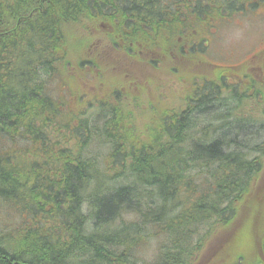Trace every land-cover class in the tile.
<instances>
[{"label":"trees","instance_id":"1","mask_svg":"<svg viewBox=\"0 0 264 264\" xmlns=\"http://www.w3.org/2000/svg\"><path fill=\"white\" fill-rule=\"evenodd\" d=\"M209 8V0H0V264H136L131 251L149 225L166 242L148 264H181L195 253L188 245L195 225L213 215L231 225L264 157V141L250 142L262 124L206 117L219 95L202 97L199 109L190 96L136 148L135 128L117 133L123 117L110 113L106 136L122 140L108 139L105 165L118 170L110 178L96 165L99 153L87 150L100 133L66 106L74 95L66 98L60 85L71 66L67 33L85 22L98 24L93 39L167 55L187 20ZM176 18H185L181 27ZM68 78L76 93L80 76ZM251 151L260 156L249 158Z\"/></svg>","mask_w":264,"mask_h":264},{"label":"rangeland","instance_id":"2","mask_svg":"<svg viewBox=\"0 0 264 264\" xmlns=\"http://www.w3.org/2000/svg\"><path fill=\"white\" fill-rule=\"evenodd\" d=\"M226 1L227 0H224L223 4L226 5ZM209 3L212 4V0H209ZM187 21L191 22L192 20L188 19ZM92 23L93 22L91 21H87L82 24L81 28L75 29L71 34L69 32L67 33L66 45L69 46L68 52L69 58L71 60V66L68 67V71L66 73L67 76H63L62 74L60 75L63 77V81L60 85H63L62 87L64 89V95L66 98L71 97V93L74 95L73 101L67 102L68 105L66 104V106H68L72 112L78 111L77 115L82 114V116L87 117L90 123L91 131H98V133H100V135L96 134L89 136L90 143L87 150L93 151L95 154L99 153L96 159V165L98 164V167L107 173L110 178L115 177L118 173V170L113 169L114 171H109V166L106 167L105 165L106 156L112 148V143L108 139H115L119 142H122V140L119 138L106 136L107 121L110 118L109 115L112 111V108H118L119 112L121 110V112H124V114L126 113L125 118H120V120L116 123V132L128 137L132 131L130 128H135L132 132L135 134V137L133 141L128 140V142L132 141L135 147L139 148L154 136V130H162V124L168 120V116L179 113L180 107L183 109L186 106L187 102L183 105V101L188 99V96L192 95L190 92L192 91L193 84L197 85L201 82L200 77H195L194 73L198 75L199 72H202L205 75L204 77L209 78V80L212 78L213 80L220 83L222 87L232 83V87H236L235 93L239 94L240 90L242 89L240 85H237L239 78L232 74L241 72L242 70H240V65L243 63L248 64V66H252L257 64V60H262V63L264 62L261 56L259 57L258 54H255L256 48H264V18L244 16L240 12H235L234 15L229 18V21H224V23L220 22L215 25L216 27L212 28L210 33L213 34V41L204 51L205 53L203 55L198 54V58H192L190 57V54L184 56L183 61L185 69L183 70L181 66L179 67L180 73L184 75V80L182 82V87H184V90L182 89L180 91V94L184 93L183 98H177L178 80H176V78L178 77V70L172 69L176 66H168L166 67V70L163 71L158 69L154 70L146 64L151 60H154L155 62L160 61L159 55L157 53H153L151 55V53L146 52L136 55V63L134 66H130L128 56H124L121 53L120 62L122 64V70L120 72H112V75H115V78H117L118 75L120 76L119 79L115 80L117 93H113L115 96L114 98L110 93L105 92L104 97L106 98V101L105 99L99 97L100 91L94 92L92 94L90 91L86 90L85 86L83 85V82L87 84L89 83L88 79L92 78V76L88 75L89 73H95V75H97L98 72L100 75H106L108 73L106 71L107 69L99 65V60L97 56L93 54L94 52H89L88 54L85 53L86 39L88 42H91L94 35L99 34L97 31L98 24L96 26ZM202 26L203 21H197L195 29L197 31H201ZM237 29L242 32V37L238 40L233 39L230 41L229 34L232 33L233 30ZM100 39L105 40L103 37ZM105 56L111 57L109 50ZM83 57L97 63L98 65L97 67H90L87 75L85 76L81 75L84 73V71L80 74V70H78V67H76L80 64L79 61L83 59ZM200 58L206 60L207 63L200 64L199 72H195L192 63L200 62ZM193 59L194 62H192ZM175 61H177L176 57H174L169 63H173ZM257 74V70H253L249 77L253 76L254 79L257 80ZM77 75H79L81 79H77L79 82V89L76 93H74L72 91L74 85H68V77L76 78ZM201 76L203 77V75ZM193 77L195 78V81ZM147 79L162 82L164 84L163 92L164 94H168V98L164 104V107H162L160 104L158 109L153 106L155 107L153 108V112L152 107L149 106L147 100H145L147 98L138 97L137 99H133L130 97H124V95H130L133 93V91L130 89V86L134 85L135 83H145ZM55 81L56 83H60L61 80L60 78L58 80L56 77ZM191 82L193 83L191 84ZM105 84L111 87L113 83ZM170 85H172V87ZM168 86L171 88L170 91L167 89ZM171 90H173V92ZM221 93L222 94L218 96V100L215 102L216 109L214 111L216 115L225 117L224 110L226 109L228 102L225 88L222 89ZM261 95V104L251 103L249 98H245L243 102L246 103V105L241 102H233L231 105L233 113H236V110L241 111L247 107H249L250 112H256L257 108L261 107L254 116L251 113L244 115V120L252 121V124L255 125V127H259L262 124V129H259V135L250 141L252 147H256L259 145V143H263L264 141L263 91H261ZM205 110L210 109L206 108ZM150 113L151 116H149ZM211 115L212 114H208L206 117ZM200 117V121H202V118L205 116L200 115ZM216 120L218 122L215 120L209 122V124L212 122V125L209 127V131L211 128H214L219 124L220 119ZM198 126L200 128V125ZM146 127L148 130H146ZM192 138L195 139L196 137L194 136ZM261 146L263 147L264 144ZM232 148H234V146H232ZM175 149L180 151V148ZM182 155L187 154L185 151H183ZM256 156H260V152L254 151L248 155L249 158ZM262 160L264 161V157ZM197 170V168H190L188 172L190 174H194ZM203 175L206 176V173H203ZM263 176L264 169L262 170L261 168L259 177L261 178ZM208 178L210 179L209 176ZM195 180L202 182L203 178L201 176H197ZM104 186L108 187V184L104 183ZM263 187L264 181L258 182L256 185L257 191L261 190ZM91 188L92 184L90 183L88 189ZM257 191H254L248 196L243 197L241 202L238 203L235 210L236 216L235 218H232V222L229 223L231 225L228 226L234 228L233 224H235L238 226V228L235 229L236 231L229 238L227 245H225L226 241L223 238L227 231H224L226 229L221 230L218 222H216V215H213L208 220L202 221L201 223L195 225V232L192 235L191 242L188 244L189 246L193 247L192 251L195 250V253L193 256L189 255L184 261H181V264H230L235 260L236 261L233 264H236L240 258H242V261L251 259L255 251H253L252 234L251 231H249V228L258 226L259 228L264 229V193H258ZM133 217L134 214L125 215L126 219ZM3 222L4 221L0 218V226L3 225ZM116 223L117 222L114 221V226H116ZM142 229H145L142 231V237L139 240L138 245L131 251L136 259V264H148L152 260L158 259L156 255L159 252V248L162 242H166V238L163 236V234H160L161 231L159 233H155L157 229L154 227V225L144 226ZM149 240L157 242L154 254L152 249L148 246Z\"/></svg>","mask_w":264,"mask_h":264},{"label":"flooded vegetation","instance_id":"3","mask_svg":"<svg viewBox=\"0 0 264 264\" xmlns=\"http://www.w3.org/2000/svg\"><path fill=\"white\" fill-rule=\"evenodd\" d=\"M228 10L225 12L222 11V6H219V8L216 6V8H210L206 11L205 15L196 16L195 18H190L193 23H187V27L189 28L187 32H181V36H179L176 39V43H173V41L170 42V53L171 55L169 57L170 59H173L174 57L177 58V61L173 63L166 62L168 58V54L165 55L161 53L159 55L160 61L155 62L154 60H151L147 62V66H149L152 69H158V70H166V67L169 65L173 66L176 65V67H173V70H179L180 63H183L184 56L189 55L191 53L203 55L205 50L208 46H210V43L212 40V33L210 31L212 28L216 27L215 25L224 21H229V18H231L235 12H240L244 16H251V17H257V18H264V0H242L241 5L235 4L232 5L228 2ZM185 18H176L177 20V27H181L184 24ZM203 21V26L201 31H197L195 29V25L197 24V21ZM183 21V22H182ZM187 22V21H186ZM189 25V26H188ZM113 33H109L107 36H111ZM108 50L110 51L111 57H106ZM89 52H94L93 54L97 56L99 65L107 69L108 72L106 75L101 74L98 72L97 75L95 73H89V76H92L91 79H88L89 83H84L86 90L90 91L92 94L94 92H99V97L102 99L106 98L105 92L110 93L114 98L115 96L113 93H117L116 90V82L115 80L119 79V75L117 78H115V75H112V72L114 73L116 71L120 72L122 70V64H121V53L124 56H128L129 65L134 66L136 63V55L138 53H141L140 49H128L123 50L116 44H112L110 40H102L100 38L92 39L91 42H88L86 40L85 44V53L88 54ZM153 53H151L152 55ZM255 54H258L259 57L261 56L264 60V48L260 47L259 49H255ZM202 59V58H201ZM249 59V58H246ZM201 62V60H200ZM83 64V70L84 73H82V76L87 75L88 70L90 67H97V63L85 59L83 57L82 59ZM214 64V63H213ZM231 65V64H229ZM196 69H199L200 64L196 63L195 65ZM241 72H237L236 74H232L239 78V82L237 85H240L242 89L240 90V93L237 94L233 91L234 88L232 87V83L227 84L225 87H222L220 83L217 81L207 77H201V75H198L200 77V83L197 85L193 84V98L196 101V104L198 105V109L200 108V101L201 98L209 95L210 99H216L217 95H221L222 89L225 88L226 97H227V105L226 109L224 110V115H228L229 117H232V108L231 105L233 102H241L244 103L243 100L246 98H249V101L254 104H261L262 102V95L261 91L264 92V62L257 60L256 65L248 66V64H241L240 65ZM253 70H257V80L254 79V77H249L251 75V72ZM178 78V85H177V98L181 99L184 97V93L180 94V91L184 87H182V82L184 80L183 75L181 73H177ZM195 81V80H194ZM105 83L112 84V86H108ZM172 87V85H170ZM170 86L167 87V89L170 91ZM130 89L133 91L130 95H124L125 98H133L137 99L139 98H147L145 100H149V106L152 108H159V104L164 107V104L168 98V94H164V84L162 82L158 81H152L150 79H147L145 83H135L134 85L130 86ZM113 91V92H112ZM173 92V90H171ZM181 97V98H180ZM153 98V99H152ZM107 101V100H106ZM248 101V102H249ZM90 105V104H86ZM246 105V103H244ZM155 106V107H153ZM261 107L257 108L258 109ZM256 112H250L249 107L245 108L244 110H236L235 112L237 114H240L239 117L244 118V115H247L251 113L252 115L257 114ZM112 116L119 117L121 115V110L119 112L118 108H113ZM209 114L216 115L215 111H210ZM221 230L226 229L224 231H227L225 236L223 237L226 241V245L229 242V238L233 235V233L236 231L235 229L228 227L227 225L220 224ZM249 231H251L252 234V245H253V257L249 260L242 261L241 259H238L236 264H264V229L259 228L258 226H254L249 228ZM223 241V240H222ZM235 261H232V264Z\"/></svg>","mask_w":264,"mask_h":264},{"label":"clouds","instance_id":"4","mask_svg":"<svg viewBox=\"0 0 264 264\" xmlns=\"http://www.w3.org/2000/svg\"><path fill=\"white\" fill-rule=\"evenodd\" d=\"M242 32H240L238 29L237 30H233L232 33L229 34V40H233V39H240L242 37ZM156 244L157 242L156 241H153V240H149L148 241V246L152 249L153 251V254L155 253V249H156Z\"/></svg>","mask_w":264,"mask_h":264},{"label":"bare ground","instance_id":"5","mask_svg":"<svg viewBox=\"0 0 264 264\" xmlns=\"http://www.w3.org/2000/svg\"><path fill=\"white\" fill-rule=\"evenodd\" d=\"M173 171H174V170H173ZM71 175H72V174H71ZM71 175H70V176H71ZM72 178H73V177H72ZM103 180H104V179H103ZM71 183H72V182H71ZM174 184H175V183H174ZM118 188H119V187H118ZM103 190H104V189H103ZM103 190H102V191H103ZM102 191H101V192H102ZM104 192H105V191H104ZM104 192H103V193H104ZM108 192H109V191H108ZM151 192H152V191H151ZM105 193H106V192H105ZM111 193H112V192H111ZM89 194H90V193H89ZM96 195H98V194H96ZM106 196H107V195H106ZM83 199H84V198H83ZM167 199H168V198H167ZM83 204H84V203H83ZM71 206H72V205H71ZM69 212H70V211H69ZM72 215H73V214H72ZM12 240H13V239H12Z\"/></svg>","mask_w":264,"mask_h":264}]
</instances>
